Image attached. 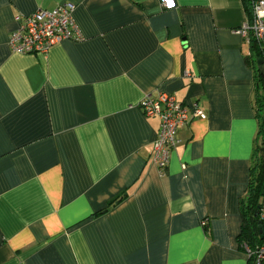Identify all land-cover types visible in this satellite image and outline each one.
Masks as SVG:
<instances>
[{
    "label": "crops",
    "instance_id": "0c3cea01",
    "mask_svg": "<svg viewBox=\"0 0 264 264\" xmlns=\"http://www.w3.org/2000/svg\"><path fill=\"white\" fill-rule=\"evenodd\" d=\"M75 5L83 39L12 52L18 17ZM0 0V264H247L259 134L244 0ZM198 102L165 176L149 94ZM207 222L206 226L203 225Z\"/></svg>",
    "mask_w": 264,
    "mask_h": 264
},
{
    "label": "built area",
    "instance_id": "2783aa9c",
    "mask_svg": "<svg viewBox=\"0 0 264 264\" xmlns=\"http://www.w3.org/2000/svg\"><path fill=\"white\" fill-rule=\"evenodd\" d=\"M164 8L175 7V0H162ZM75 5L70 2L59 4L54 10L38 9L29 15L18 17V28L11 33L9 46L20 55L48 54L66 40L80 41L83 36L74 19ZM245 43L256 45L264 60V0H251L245 23L238 30ZM146 117L160 119L157 139L153 144V162L161 175L167 174L171 153L179 143L178 129L192 119H206L207 115L198 102L186 107L174 95L159 92L156 96L146 95L139 104ZM207 222L203 225L206 226ZM264 261V247L259 250L257 264Z\"/></svg>",
    "mask_w": 264,
    "mask_h": 264
},
{
    "label": "trees",
    "instance_id": "16d2710c",
    "mask_svg": "<svg viewBox=\"0 0 264 264\" xmlns=\"http://www.w3.org/2000/svg\"><path fill=\"white\" fill-rule=\"evenodd\" d=\"M251 0H244L249 6ZM251 58L256 64V112L259 134L250 170V182L246 196L240 202L243 225L239 246L248 254L247 264H257L258 253L264 247V64L260 65L262 53L254 44L250 47ZM264 264V261L262 262Z\"/></svg>",
    "mask_w": 264,
    "mask_h": 264
},
{
    "label": "water",
    "instance_id": "95a60500",
    "mask_svg": "<svg viewBox=\"0 0 264 264\" xmlns=\"http://www.w3.org/2000/svg\"><path fill=\"white\" fill-rule=\"evenodd\" d=\"M259 64H260V65L264 64V60H263V59H260V60H259Z\"/></svg>",
    "mask_w": 264,
    "mask_h": 264
}]
</instances>
